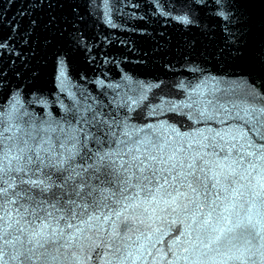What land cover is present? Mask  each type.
<instances>
[{
  "label": "water",
  "instance_id": "water-1",
  "mask_svg": "<svg viewBox=\"0 0 264 264\" xmlns=\"http://www.w3.org/2000/svg\"><path fill=\"white\" fill-rule=\"evenodd\" d=\"M262 108L264 0H0V130L13 155H72L85 179L93 165L121 172L149 142L230 163L264 144ZM101 180L102 192L115 190ZM127 203L141 204L125 212L136 264H239L236 249L194 250L179 210ZM72 223L77 241L62 264H120L106 248L120 220ZM258 247L246 264H261Z\"/></svg>",
  "mask_w": 264,
  "mask_h": 264
},
{
  "label": "snow or ice",
  "instance_id": "snow-or-ice-1",
  "mask_svg": "<svg viewBox=\"0 0 264 264\" xmlns=\"http://www.w3.org/2000/svg\"><path fill=\"white\" fill-rule=\"evenodd\" d=\"M260 111L264 112V108ZM5 140L11 137H5L0 130V264H62L61 249L67 252L77 241L72 221L82 226L93 218L107 221L113 216L121 224L119 230L109 233L106 248L123 257L120 264H136L138 258L127 242L132 239L127 233L132 231L135 218L125 212L129 207L141 208V204H128L131 200H142L149 206L163 203L173 212L186 214L191 229L187 243L194 250L236 249L239 255L229 259L246 264L256 255L252 252L256 244L257 251L264 249V144L246 156L238 153L230 163L225 153L226 163L221 164L193 155L184 146H168L166 150L165 146L149 142L143 152L137 150L131 155L126 167L121 165V172L105 166L101 173L93 165L85 179L73 168L72 155L57 159L52 153L42 157L36 150L25 155L23 149L13 155L12 145ZM96 142L99 145L98 139ZM252 146L250 143L249 148ZM128 151L132 153V149ZM69 172L72 175H66ZM37 174L45 179H31ZM101 175L114 191L100 190L97 185L104 182ZM52 176L61 183L57 184ZM74 177L79 180L71 183L69 196V182ZM246 193L254 199H246ZM58 204L64 211L56 218L49 209L59 211ZM142 211L147 213L148 209ZM60 220L65 222L64 229L59 228ZM81 230L76 228L77 232ZM184 251L188 252V248ZM260 254L264 257V251ZM182 259L187 261L188 257Z\"/></svg>",
  "mask_w": 264,
  "mask_h": 264
}]
</instances>
